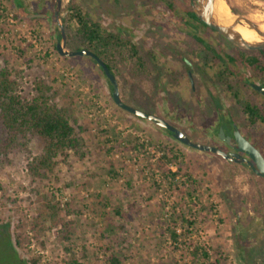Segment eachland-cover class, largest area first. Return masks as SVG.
<instances>
[{
	"label": "rangeland",
	"instance_id": "1",
	"mask_svg": "<svg viewBox=\"0 0 264 264\" xmlns=\"http://www.w3.org/2000/svg\"><path fill=\"white\" fill-rule=\"evenodd\" d=\"M223 1L227 9L264 27V0ZM55 4L56 0H0V67L10 68L24 98L37 95L41 83L51 102L70 107L85 145L79 153L70 150L60 156L44 180H35L28 170L29 151H39L37 139L28 142L29 151L0 157V262L7 264L12 245L14 257L25 264H34L32 259L37 264H113L112 257L120 264H264V177L246 164L188 146L154 121L118 106L112 84L94 57L59 54ZM72 4L106 28L112 26L102 15L106 0H62L64 25L70 21ZM124 6L131 10L127 3ZM140 21L126 16L122 22L127 31H136ZM147 22L132 36L143 48V64L121 47L108 53L122 100L148 113H162L193 141L227 150L216 131L219 115L206 93L219 94L225 113L243 126V135L264 155V122L245 126L247 115L222 80H214V86L208 83L207 89L202 86L197 97L188 94V85L174 72L180 67L175 60L188 53L178 50L198 42L189 43L177 19ZM71 26L73 35L77 22ZM213 35L214 43L233 45ZM78 44L67 35L68 49H81ZM155 44L159 52H153L151 60L146 49ZM210 55L202 57L207 64L213 59ZM194 58L191 55L198 87L202 64L198 67ZM221 65L204 69L207 81H213ZM233 69L240 70L239 78L253 76L257 83L264 79V71L256 66ZM226 77L237 92L245 88L240 100L263 101L250 96L234 73ZM48 199L59 205L63 222L46 223V230L36 235L32 222ZM64 222H70L68 239L62 237ZM18 225L26 249L16 246Z\"/></svg>",
	"mask_w": 264,
	"mask_h": 264
},
{
	"label": "trees",
	"instance_id": "2",
	"mask_svg": "<svg viewBox=\"0 0 264 264\" xmlns=\"http://www.w3.org/2000/svg\"><path fill=\"white\" fill-rule=\"evenodd\" d=\"M71 9L72 13L68 18L70 21L65 25L69 40L72 38L74 42L77 41L79 43L78 45L81 48H87L94 52L107 64L111 72L114 73V65L108 61V53L110 50L113 51L117 48L125 47L123 49L127 50L130 54H137V49L134 45H130L129 41L108 31L102 23L92 18L89 12L85 11L83 7L72 4ZM190 15L193 19L205 25L206 28L212 29V27L199 19L193 10H191ZM74 21L77 22V27L73 35H71L69 28L72 27L71 23ZM200 41L205 43L208 49H211L210 42H206L203 39ZM239 51L240 56L238 59L240 61H247L252 66L264 69V65H261V60L264 59L263 49L253 51L239 49ZM251 52L254 54L250 55ZM218 58L224 59L221 55ZM230 59L232 60L233 57L230 56ZM231 65L227 64L226 68L230 70ZM216 75L222 76V79L219 80H222L227 88L236 96L237 88L233 86L231 81L227 80V72H217ZM17 88L18 81L13 77L10 68L8 66H1L0 128L2 129V133L0 134V157L5 156L9 158L10 152L28 150V142L31 139H37L39 151L33 153L28 150L30 152L28 170L35 180H44L49 178L54 172L59 163L60 156L67 155L70 150L79 153L84 147L85 142L72 121L73 110L70 107H60L51 102L50 98L42 90L41 83L38 84L40 92L31 99L24 98L17 91ZM239 102L243 110L249 115L250 120L264 122V101L258 103L253 100L242 101L239 99ZM168 132L171 133L169 130ZM172 151L174 150L172 149ZM164 156H167V154L164 153ZM59 211V205L52 199H48L46 203L41 205L32 222L31 228L35 234L40 235L46 230V223L58 225L60 222H63ZM64 226L62 237L68 239L70 222H64ZM20 227L21 225H18L16 228L15 243L16 246L26 249L24 246V235L18 232ZM8 246L10 247L9 242ZM12 248L11 245V250ZM19 262L24 263V260L19 259ZM32 262L37 264V259H32ZM112 263L120 264L117 257H112Z\"/></svg>",
	"mask_w": 264,
	"mask_h": 264
},
{
	"label": "flooded vegetation",
	"instance_id": "3",
	"mask_svg": "<svg viewBox=\"0 0 264 264\" xmlns=\"http://www.w3.org/2000/svg\"><path fill=\"white\" fill-rule=\"evenodd\" d=\"M93 1H95V0H93ZM97 2H99V0H97ZM117 2H119L121 5L117 6ZM106 3L108 4V6H107L108 8H106V12H103L102 15L104 16V18L108 19V21L112 25L111 27H107L108 31H110L111 33H115V34L119 35L124 40L129 41L130 45H134L136 47L137 54H134V55L131 54V55L139 63V65L143 64L144 59H145L144 53H143V48H141V46L139 44H137V42L133 41L132 36H135L136 31L139 29L140 26H142V23H145V24L148 23L147 22L148 19L154 20L158 17L168 18V19L174 18V19H177L179 21V24L182 27V28H180V31L183 32L185 34V36L189 38V43L191 42L192 39L195 40L196 42H198V44H196L195 47L193 45H189V46L185 45L183 47V49L178 50V51H182V52L187 51L188 53L187 54L183 53V55L180 56L179 60H175L180 65V67H179V69H175L174 72H178V74L180 75V77L183 80V83L185 85H188V89H189L188 94L196 95L197 97H201L202 86H204V88L207 89L206 85L208 83L212 84L213 86L217 85L214 82V80L216 82H219L218 80L222 79V76L215 75L213 77V81H207V78L204 76V73H205L204 69H206V67L208 65H210L211 67H214V66H217L219 63H222L223 65H221V67H217V69H216L217 71H215L214 73H217V72H221V73L222 72H224V73L231 72L232 74L234 73V75L237 76L235 78L238 79V83L239 84L241 83L242 86H246L250 90L249 91L250 96H251V94H253V95H255V97H257V98L260 97L264 101V94L261 93L260 91L256 90L253 87L254 83L264 86V79L260 83H257V82H255V79L253 76L247 75V76H244L242 78L241 77L239 78L238 73L240 72V70L236 71L235 69H233V68L240 67V65L242 68L251 67L249 62H247V61L242 62L238 59V57L240 56L239 49H243V48L238 47L235 44H233L231 46H227V48H228L227 49L226 46H224L221 43L220 44L214 43L213 42L214 41V38H213L214 35L213 34L219 35V36H221V34L218 33L213 28L212 29L206 28L205 25H203L200 21L192 18V16L190 15L191 10H193L192 0H106ZM124 3H127L128 8H131L130 11L125 8ZM95 16L97 17L96 12H95ZM126 16H138L139 17V19L141 21L138 24H136V29H137L136 31L135 30L134 31H127L125 29V27L123 26L124 23L122 21L126 19ZM114 21H118V22H114ZM152 29L154 30L153 35L158 36V34L155 33V30L157 29V27L153 26ZM162 31H165V29H163ZM130 35H131V37H128ZM149 35H150V33H149ZM154 39H156V38H154ZM201 39H203L206 42H210L211 43L210 44L211 49H208L206 47L205 43H202L200 41ZM130 47L132 48V46H130ZM149 47L150 48L146 49V50H148L150 52L149 55H151V60H152L154 58L153 52H155V51L159 52V47H158V44H155V45H152ZM123 48H125V47H123ZM251 51H253V50H251ZM208 52L211 53L210 57L213 59H210V61L207 64V61L205 59H203L202 57L208 56ZM253 54L254 53L251 52L250 55H253ZM178 55H180L179 52H178ZM191 55H194L196 60L199 62V64L197 65L198 67L201 64L204 65V67H205V68L203 67L202 69H201L202 65L199 67L200 70L198 73H200V75L202 76L203 79L201 78V81L198 82V87H197V83L195 80L196 72H194V70H193V68L195 66L192 64L191 59H190ZM219 55H221L225 60L219 59L218 58ZM230 56L233 57L232 60L230 59ZM227 64H232L230 66V70L226 68ZM262 71H264V69H262ZM226 89H227V87H226ZM238 89H240L239 92H241V90H242V92L243 91L245 92L244 87H238ZM112 91H113V85H112ZM239 92H236V94H237L236 96L232 92L233 96L237 100L240 99V93ZM206 94L211 97V99H212L211 105L215 108V111L219 115L218 118L216 119V126H217L216 131L219 133L220 128H223L226 136H231V139L228 142L226 139L220 138L218 133H217V135L220 138V140H222L224 142V144L227 148V150H225V151L227 153L235 152L237 143H236V140L233 136V132L237 129L242 131L243 126L239 122H237L236 120L232 119L228 113L227 114L225 113V110L223 109V105L219 102V99H220L219 94H217V95H216V93L209 94L208 90H207ZM244 113L247 115V119H248V124H245V126H249V127L254 126L257 122L250 120L249 115L245 111H244ZM153 114L161 116L162 113L153 112ZM163 115H165V114H163ZM169 122L171 124L173 123L172 120ZM173 125H175V124H173ZM160 127H162V126H160ZM176 127H178V126H176ZM162 128H164L168 132L167 128H165V127H162ZM170 134L173 135L172 132ZM230 161H232V160H230ZM242 163L246 164L244 162H242ZM246 165H248V164H246ZM12 252L13 251L11 250V253L7 254V255H9V257L6 258L7 264H17V262H18V264H20L19 260L14 257L15 255ZM10 258H11V261H10ZM0 263L4 264L5 262L2 261Z\"/></svg>",
	"mask_w": 264,
	"mask_h": 264
},
{
	"label": "water",
	"instance_id": "4",
	"mask_svg": "<svg viewBox=\"0 0 264 264\" xmlns=\"http://www.w3.org/2000/svg\"><path fill=\"white\" fill-rule=\"evenodd\" d=\"M221 1L223 0H192L193 11L198 18L215 29L218 33H220L236 46L248 50H264V27L261 24L251 20L250 18L234 12L232 9H227V12H225L224 16L227 15L226 18H228L229 20L228 22H224L220 16L221 12L219 9V4ZM61 7L62 0H56L55 19L60 27L61 33V40L56 43V48L59 54L62 56L91 55L92 57H94V59L102 67L105 75L113 85L112 97L118 106L137 116L147 118L158 123L160 126L167 128L173 133V136L177 140L188 146L197 148L199 150L210 151L219 154L226 159L238 163L244 162L248 164L258 176L264 177V155L249 139H247L243 135L240 130L237 129L233 132V136L237 143L236 151L227 153L225 150L218 146L193 141L181 129L171 124L163 117L153 113L145 112L125 103L120 96V86L114 73L111 72L107 64L99 56H97L94 52L87 48H81L77 50H71L67 48V34L64 22L60 15ZM239 24L246 25L250 29L255 30L260 40L245 39L235 28ZM253 87L264 94V86L254 83ZM218 135L220 138L226 139L228 142L231 139V136H226L223 128H220Z\"/></svg>",
	"mask_w": 264,
	"mask_h": 264
},
{
	"label": "bare ground",
	"instance_id": "5",
	"mask_svg": "<svg viewBox=\"0 0 264 264\" xmlns=\"http://www.w3.org/2000/svg\"><path fill=\"white\" fill-rule=\"evenodd\" d=\"M219 9H220V12H221L220 13L221 19L224 22H228L229 19L226 18L227 15L224 16L225 12H227V7H226V5H225V3L223 1L220 2ZM221 14L223 15L224 18L222 17ZM235 28L247 40H260L257 32L255 30L250 29L246 25L239 24Z\"/></svg>",
	"mask_w": 264,
	"mask_h": 264
}]
</instances>
